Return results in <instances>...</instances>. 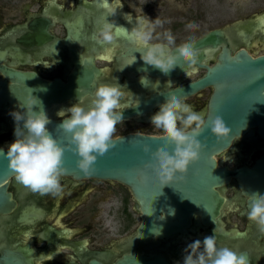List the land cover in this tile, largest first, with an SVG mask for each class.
<instances>
[{
  "label": "flooded vegetation",
  "instance_id": "af4514ba",
  "mask_svg": "<svg viewBox=\"0 0 264 264\" xmlns=\"http://www.w3.org/2000/svg\"><path fill=\"white\" fill-rule=\"evenodd\" d=\"M179 2L185 9L182 15L186 14L187 21L177 25H182L183 33H188L186 26L191 12L197 14L198 21L204 25L209 9L215 11L223 5L235 7L238 0ZM99 3L103 0H6L0 5V82L9 89L6 96L0 97V147L8 149L16 140V122L11 113L25 111L19 105L28 102L15 97L14 89H20L22 97L26 93L23 89L28 92L26 96L40 97L46 88L44 83L53 88L58 83L70 86L79 72H86L91 80L89 87L81 90L80 97L85 103L96 87L118 81L126 88L122 100L126 111L139 105L142 97L148 99L204 77L206 65L220 62L225 46L230 48L232 56L240 50L254 57L264 54V0H250L253 9L247 15L224 27L201 30L190 39L194 42L216 28L230 34V42L211 49L206 55L208 60L203 59L202 65L196 66V72L190 77L184 71L177 77H158L149 70L143 71L141 54L124 35H119L113 44L96 42L93 37L106 15ZM108 3L114 5L115 0ZM121 3L123 6L117 14L107 19L129 31L135 26L137 16L153 19V6L162 4L160 8L168 9L166 0H121ZM125 14L133 17L131 23L124 18ZM169 25L173 23H166L165 18V24L157 28V33H163ZM170 30L174 35L179 28ZM175 38L177 45L188 41ZM135 56L136 63L126 66ZM143 76L149 80L145 82L147 86L140 82ZM214 91L215 86L207 85L184 98L206 119ZM78 99L42 102L51 121H61L57 112L71 107ZM159 107L125 118L117 125L115 137L130 133L162 134L150 122ZM34 110L39 111V106ZM263 156L264 120L250 126L235 137L228 148L215 155L219 166L228 169L231 175L229 180L215 187L221 200L214 218L196 212L187 233L145 240L139 238L142 213L138 202L132 190L120 181L65 174L61 178L62 194L53 197L31 192L13 175L7 186L13 207L8 212H0V264H124L127 256L134 254L160 255L170 264H183L187 246L214 235V229L218 246L245 254L249 264H264V233L247 218L248 195L264 194V187L246 185L241 175L245 169H255ZM208 219L215 223H208Z\"/></svg>",
  "mask_w": 264,
  "mask_h": 264
},
{
  "label": "clouds",
  "instance_id": "9594fccd",
  "mask_svg": "<svg viewBox=\"0 0 264 264\" xmlns=\"http://www.w3.org/2000/svg\"><path fill=\"white\" fill-rule=\"evenodd\" d=\"M99 6L105 9L106 15L104 23L93 37L97 43L113 44L119 35H124L135 46L136 52L141 54L140 59L144 64L158 69L164 75H169L177 67L188 77L197 71L200 50L196 44L188 40L177 45L171 30L157 33V28L162 27L163 23L158 17L153 20L146 15L137 16L135 26L129 31L107 19L108 16H115L117 10L122 8L121 0H115L114 5L103 0ZM124 18L129 23L133 21L130 14H125ZM186 27L195 29L197 25L189 23ZM136 60L135 56L126 66L136 63ZM143 71L147 72V67ZM146 81H149L146 76L141 77L142 85L147 86ZM125 89L118 81L101 84L95 88L88 103L79 96L77 103L57 112L62 118V123L57 127L71 134L70 145H75L71 150L78 155L77 166L86 175L95 171L98 156L105 155L116 146L117 125L124 120L125 105L122 100ZM36 106H39V111L34 110ZM19 107L26 110L11 113L16 122V140L8 146L6 152L9 168L14 171L16 181L31 192L42 196H59L63 192L61 178L67 171L63 166L65 146L58 143L51 134L48 125L52 121L41 100L34 96ZM150 122L161 131L166 144L155 151L149 145H144L143 151L151 153L152 157L145 167L153 169L162 190L177 181L185 180L190 165L199 160L205 148L199 137L206 126L211 128L218 140L228 138L231 133L222 116L205 119L203 113L194 110L184 96L175 94L166 97L159 111L150 117ZM0 153L5 151L0 148ZM248 197L247 218L264 233V194L253 192ZM170 211L174 215V210ZM214 233L206 236L203 241L197 239L190 243L185 249L183 264H249L245 254H237L227 246H218L216 229Z\"/></svg>",
  "mask_w": 264,
  "mask_h": 264
},
{
  "label": "water",
  "instance_id": "95a60500",
  "mask_svg": "<svg viewBox=\"0 0 264 264\" xmlns=\"http://www.w3.org/2000/svg\"><path fill=\"white\" fill-rule=\"evenodd\" d=\"M229 42L230 34L222 28L210 30L195 40L196 48L200 50L198 65H202L203 59L208 60L206 55L211 49ZM141 65L143 69L147 67V70L158 77H177L183 72L177 67L169 75H164L158 69L145 65L143 61ZM206 68L204 77L182 87L154 94L148 99L142 97L139 105L123 111L124 119L144 114L163 104L171 94L186 97L207 85L215 86L206 119L222 116L226 126L231 129L230 136L218 140L211 128L206 126L199 137L205 144L199 160L190 165L185 180L177 181L163 190L153 169L145 167L152 160L151 153L143 151L144 145H149L152 151L164 146L166 140L162 138V134L130 133L115 137L118 138L116 146L105 155L98 156L94 165L95 171L86 175L77 166L78 155L71 150L75 147L70 145L71 134L57 127L62 120L52 121L48 125L53 137L65 146L63 166L67 169L66 174L117 180L132 190L142 213V222L138 227L141 240L154 236L168 238L177 233H187L192 224V215L196 212L201 211L214 218L217 203L221 200L215 187L229 180L231 175L228 169L219 166L215 155L228 148L233 139L245 133L250 126L264 120V54L254 57L246 50H240L232 56L230 48L225 46L220 55V62L213 66L206 65ZM90 80L91 76L86 72H79L70 86L58 83V86L53 88L49 83H44L46 88L37 98L41 101L79 98L82 88L89 87ZM39 83L42 82L39 80ZM7 90L9 91L4 83L0 82V97L6 96ZM23 90L26 92L23 97L20 89H14L12 93L20 100L29 101L33 96H26L28 92ZM2 149L5 153H0L1 213L8 212L13 207L12 195L7 186L9 179L15 175L9 168L7 149ZM241 175L246 185L264 187V156L257 162L255 169H245ZM170 210H174V215ZM207 222L212 223L213 219H208ZM157 232L161 234L157 235ZM124 264L170 263L160 255L134 254L127 256Z\"/></svg>",
  "mask_w": 264,
  "mask_h": 264
},
{
  "label": "rangeland",
  "instance_id": "374dc122",
  "mask_svg": "<svg viewBox=\"0 0 264 264\" xmlns=\"http://www.w3.org/2000/svg\"><path fill=\"white\" fill-rule=\"evenodd\" d=\"M180 0H166V5L168 9L165 10L163 8H160L163 6L160 4L159 6L155 5L153 6V20H155L157 17L163 22L162 24H165V18L166 23L172 22L173 25H169L167 30L172 29V27L176 28L178 27L179 30L175 31L174 36H177L179 40H190L194 37H196L201 30H208L212 27H224L227 26L231 21L238 17H242L244 15H247L253 8H250L249 1L250 0H238L235 7L228 6L226 8L225 5H223L220 8H216L215 11L213 9H209L211 11L210 14L206 16V21L204 25L201 24L200 21L197 19V14H194L193 12L190 13V23H195L197 27L195 29H189L188 33H183V26L177 25L181 24V21H187L186 14L182 15V12L185 11L184 7H182ZM6 3V0H0V5ZM198 5L196 4V7ZM163 11V12H161ZM246 29V28H245ZM166 30V31H167Z\"/></svg>",
  "mask_w": 264,
  "mask_h": 264
}]
</instances>
